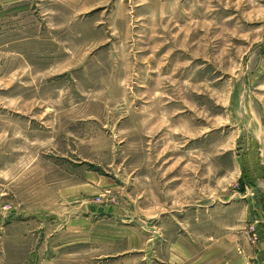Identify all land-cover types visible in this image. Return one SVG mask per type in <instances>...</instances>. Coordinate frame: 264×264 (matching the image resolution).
<instances>
[{"label": "rangeland", "instance_id": "rangeland-1", "mask_svg": "<svg viewBox=\"0 0 264 264\" xmlns=\"http://www.w3.org/2000/svg\"><path fill=\"white\" fill-rule=\"evenodd\" d=\"M250 201L264 0H0V264H102L85 236L110 220L148 238L225 209L257 244Z\"/></svg>", "mask_w": 264, "mask_h": 264}, {"label": "crops", "instance_id": "crops-1", "mask_svg": "<svg viewBox=\"0 0 264 264\" xmlns=\"http://www.w3.org/2000/svg\"><path fill=\"white\" fill-rule=\"evenodd\" d=\"M86 181L87 184L94 181L92 172H86ZM87 191L93 196V188ZM250 203L253 207L248 216H253L252 226L258 231L257 244L249 240L250 236L244 230L247 219L241 209H225L233 210V213L228 214V218L215 220L212 230L196 223L179 224L163 219L160 224L152 226L147 238L143 233L144 224L120 225L110 220L98 230L97 236H85L87 230L82 233L74 228L71 240L83 239L80 236H85V240L91 237L99 247L91 248V255L96 259L103 258L102 264H264V202L260 203L261 208H254L257 206L255 201ZM91 209L89 211H93ZM115 212L114 218L123 216L120 210ZM160 234L165 238L161 239Z\"/></svg>", "mask_w": 264, "mask_h": 264}]
</instances>
